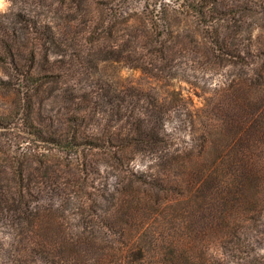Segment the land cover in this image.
Here are the masks:
<instances>
[{"label":"trees","instance_id":"16d2710c","mask_svg":"<svg viewBox=\"0 0 264 264\" xmlns=\"http://www.w3.org/2000/svg\"><path fill=\"white\" fill-rule=\"evenodd\" d=\"M179 5L202 23L206 53L218 64H238L243 76L228 82L218 97L205 98L203 106L190 110L198 126L189 130L185 144L165 130L167 111L157 98L131 115L119 132L108 130L121 144L109 146L107 157L130 164L141 154L155 163L141 172L121 169L105 214L90 210L99 194L86 193L78 204L82 224L74 239L59 220L61 204L47 206L33 198L43 188L32 184L22 168L25 163L10 155L16 141L12 131L19 130L23 120L15 123L0 116V166L7 173L0 177V214L31 236L30 251L46 264H264V46L253 48L251 36L246 37V49L235 46L232 40L241 32L226 31L230 18L217 16L214 2ZM155 16L165 19L166 9ZM163 34L156 36L159 44L153 51L168 56L172 50L163 43ZM57 36L51 32L46 43L37 42L52 70L61 56ZM143 39L153 42L151 34ZM21 49L6 50L7 74L23 95L20 111L34 120L29 101L37 88L33 73L38 50L36 44L24 48L26 56L20 57ZM175 101L185 106L180 93ZM60 141L79 165L92 167L90 155L81 151L86 148L94 155L96 142H78L75 134ZM79 179L83 184L88 177Z\"/></svg>","mask_w":264,"mask_h":264},{"label":"rangeland","instance_id":"374dc122","mask_svg":"<svg viewBox=\"0 0 264 264\" xmlns=\"http://www.w3.org/2000/svg\"><path fill=\"white\" fill-rule=\"evenodd\" d=\"M189 1L0 0V116L15 123L23 120L18 124L20 129L12 131L16 141L10 155L20 158L25 163V176L43 188L33 198L47 206L49 202L61 204L59 220L71 232L69 238L76 237L82 224L78 204L86 193L99 194L90 210L105 214L121 169L141 172L155 163L141 154L130 164L107 157L109 146L121 144L108 130L119 132L131 115L141 113L157 98L164 101L167 111L165 130L173 134L175 142L185 144L190 141L189 130L198 126L190 110L203 106L205 98L218 97L228 82L243 76L238 64H218L206 53L202 23L178 7ZM209 1L217 4V16L230 18L227 32H241L232 40L235 46L246 49V37L251 36L253 48H263L264 0ZM162 8L166 18L157 20L155 15ZM50 31L58 35L57 50L61 53L53 70L45 61L44 47L38 44L49 40ZM161 32L166 48L172 50L168 56L153 51ZM146 34H151V44L145 43ZM125 36L129 41L126 45ZM35 44L38 53L33 79L37 88L29 101L32 120L20 111L23 95L7 74L6 50L22 48V57L28 51L23 49ZM259 56L262 58L260 51ZM179 93L184 98L183 107L175 101ZM73 134L78 142H96L94 155L86 148L81 151L90 155L91 168L84 169L75 155L61 146L64 141L60 140ZM5 176L0 166V177ZM83 176L88 179L82 184L79 178ZM31 242L30 235L21 233L0 214V264H46L30 251Z\"/></svg>","mask_w":264,"mask_h":264}]
</instances>
